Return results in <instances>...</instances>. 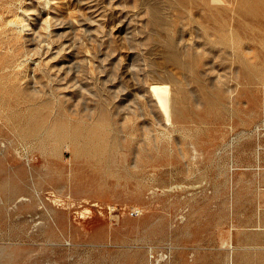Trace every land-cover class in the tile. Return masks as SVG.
Returning <instances> with one entry per match:
<instances>
[{"label": "rangeland", "instance_id": "rangeland-1", "mask_svg": "<svg viewBox=\"0 0 264 264\" xmlns=\"http://www.w3.org/2000/svg\"><path fill=\"white\" fill-rule=\"evenodd\" d=\"M0 89V264H264V0H0Z\"/></svg>", "mask_w": 264, "mask_h": 264}, {"label": "bare ground", "instance_id": "bare-ground-1", "mask_svg": "<svg viewBox=\"0 0 264 264\" xmlns=\"http://www.w3.org/2000/svg\"><path fill=\"white\" fill-rule=\"evenodd\" d=\"M250 1H251V0H250ZM246 6H247V5H246ZM153 11H154V10H153ZM18 27H19V25H18ZM22 28H23V27H22ZM6 53H7V52H6ZM17 56H18V55H17ZM15 57H16V56H15ZM20 66H22V65H20ZM12 69L14 70L13 66H12ZM12 69H11V70H12ZM23 69H24V68H23ZM23 69H22V70H23ZM4 70H5V69H4ZM7 71H8V70H7ZM7 71H6V72H7ZM15 71H16V70H15ZM15 73H16V72H15ZM17 73H18V72H17ZM5 74H6V73H5ZM10 75H11V74H10ZM12 75H13V74H12ZM21 76H22V75H21ZM19 77H20V76H19ZM22 77H23V76H22ZM10 78H13V77H10ZM4 79H5V78H4ZM32 79H33V78H32ZM1 80H2V79H1ZM11 80H12V79H11ZM16 80H17V78H16ZM33 80H34V79H33ZM33 80H32V81H33ZM6 81H7V80H6ZM9 83H10V82H9ZM7 84H8V83H7ZM5 85H6V84H5ZM32 85H33V84H32ZM34 86H35V85H34ZM2 88H3V87H2ZM6 88H7V87H6ZM13 88H14V87H13ZM22 89H23V88H22ZM30 89H31V88H30ZM36 89H37V88H36ZM0 90H1V89H0ZM2 90H3V89H2ZM17 90H18V88H17ZM14 91H16V89H14ZM20 91H21V87H20ZM6 92H7V91H6ZM31 92H32V91H31ZM42 92H43V91H42ZM15 93H16V92H15ZM15 93H14V94H15ZM18 93H20V92H18ZM21 93H22V92H21ZM8 94H9V93H8ZM51 94H53V92H52ZM15 95H17V93H16ZM22 95H24V94H22ZM33 95H34V94H33ZM5 96H6V95H5ZM18 96H19V98H20L21 95L19 94ZM18 96H16V98H17ZM58 96H59V95H58ZM12 97H13V95H12ZM22 97H23V96H22ZM54 97H55V96H54ZM24 98H25V97H24ZM27 98H28V97H27ZM12 99H13V98H12ZM14 99H15V98H14ZM14 99H13V100H14ZM36 99H37V98H36ZM42 99L45 100L44 98H42ZM16 100H18V99H16ZM20 100L22 101L23 99H20ZM43 100H42V101H43ZM51 100H53V99H51ZM56 100H58V99H56ZM1 101H2V100H1ZM11 101H12V100H11ZM14 101H15V100H14ZM54 101H55V100H54ZM9 102H10V101H9ZM15 102H16V101H15ZM24 102H26V101H24ZM36 102H37V101H36ZM36 102H33V103H36ZM26 103H27V102H26ZM31 103H32V102H31ZM37 103H38V102H37ZM24 104H25V103H24ZM46 104H47V103H46ZM31 105H32V104H31ZM43 105H45V104H43ZM58 105H59V104H58ZM177 105H178V104H177ZM15 106H17V105L15 104ZM15 106H13V108H14ZM26 106H27V105H26ZM38 106H39V104H38ZM175 106H176V105H175ZM178 106H179V105H178ZM4 107H5V106H4ZM4 107H3V108H4ZM11 107H12V106H11ZM18 107H19V106H18ZM22 107H23V106H22ZM33 107H34V106H33ZM43 107H44V106H43ZM59 107H60V106H59ZM61 107H62V106H61ZM5 108H6V107H5ZM37 108H38V107H37ZM182 108H183V107H182ZM198 108H199V107H198ZM9 109H10V108H9ZM32 109H33V108H32ZM56 109H58V108H56ZM59 109H61V108H59ZM59 109H58V110H59ZM183 109H184V108H183ZM5 110H6V109H5ZM5 110H3V111H5ZM7 110H8V109H7ZM23 110H25V109H23ZM40 110H41V109H40ZM40 110H39V112L42 111V110H41V111H40ZM12 111H13V110H12ZM43 111H44V110H43ZM59 111H60V110H59ZM62 111H63V110H62ZM179 111H180V110H179ZM181 111H183V110L181 109ZM22 112H23V111H22ZM29 112H30V111H29ZM37 112H38V111H37ZM35 113H36V112H35ZM54 113H55V112H54ZM58 113H59V112H58ZM4 114H5V113H4ZM23 114H24V113H23ZM48 114H49V113H48ZM52 115H53V114H52ZM57 115H58V114H57ZM0 116H1V115H0ZM33 116H35V115H33ZM39 116H41V115H39ZM55 116H56V115H55ZM8 117H9V116H8ZM59 117L61 118V116H59ZM5 118H6V117H5ZM34 118H35V117H34ZM36 118H37V117H36ZM42 118H43V117H42ZM55 118H56V117H55ZM63 118H64V117H63ZM102 118H103V117H102ZM24 119H25V118H24ZM40 119H41V118H40ZM52 119H53V118H52ZM56 119H57V118H56ZM73 120H74V119H73ZM6 121H7V120H6ZM27 121H28V120H27ZM31 121H32V119H31ZM37 121H38V120H37ZM37 121H36V124H37ZM46 121H47V120H46ZM46 121H45V122H46ZM49 121H51V120H49ZM59 121H60V119H59ZM69 121H70V120H69ZM81 121H82V120H81ZM97 121L99 122V125H100V121H99V119H97ZM103 121L105 122V120H103ZM3 122H4V121H3ZM34 122H35V120H34ZM45 122H43V123H45ZM60 122H61V121H60ZM11 123H12V121H11ZM23 123H24V122H23ZM30 123H31V122H30ZM43 123H42V124H43ZM49 123H50V122H49ZM56 123H57V122H56ZM68 123H69V122H68ZM75 123H76V122H75ZM83 123H84V122H83ZM34 124H35V123H34ZM16 125H17V124H16ZM27 125H28V123H27ZM32 125H33V124H32ZM51 125H52V124H51ZM54 125H55V124H54ZM57 125H58V124H57ZM70 125H71V124H70ZM72 125H73V124H72ZM89 125H90V124H89ZM89 125H88V126H89ZM35 126H36V125H35ZM37 126H38V124H37ZM40 126H41V125H40ZM45 126L48 127L47 125H45ZM60 126H61V124H60ZM83 126H84V125H83ZM88 126H87V127H88ZM92 126H94V125L92 124ZM95 126H97V125H95ZM100 126H101V125H100ZM102 126H103V125H102ZM105 126H106V125H105ZM21 127H22V126H21ZM23 127H24V125H23ZM33 127H34V126H33ZM33 127H32V128H33ZM38 127H39V126H38ZM38 127H37V128H38ZM49 127H50V126H49ZM58 127H59V126H58ZM69 127H70V126H69ZM72 127H74V126H72ZM103 127H104V126H103ZM9 128H11V127H9ZM42 128H43V127H42ZM52 128H54V127H52ZM52 128H51V129H52ZM43 129H44V128H43ZM43 129H42V130H43ZM78 129L80 130V128H78ZM102 129H103V128H102ZM102 129H101V130H102ZM10 130L12 131V129H10ZM38 130H39V129H38ZM61 130H63V128H62ZM68 130H69V128H68ZM68 130L66 129L65 131H68ZM85 130H87V129H85ZM101 130H99V131H101ZM103 130H104V129H103ZM26 131H27V130H26ZM34 131H35V129H34ZM52 131H53V130H52ZM55 131H56V130H55ZM58 131H60V130H58ZM65 131H64V132H65ZM14 132H15V131H14ZM24 132H25V131H24ZM27 132H28V131H27ZM48 132H49V131H48ZM79 132H80V131H79ZM81 132H82V131H81ZM83 132H84V130H83ZM85 132H86V131H85ZM87 132H88V131H87ZM30 133H32V132H30ZM50 133H51V132H50ZM92 133H93V132H92ZM100 133H101V132H100ZM102 133H104V131H102ZM102 133H101V134H102ZM20 134H21V133H20ZM41 134H42V133H41ZM71 134H72V133H71ZM80 134H81V133H80ZM97 134H98V133H96V135H97ZM104 134H105V133H104ZM104 134H103V135H104ZM23 135H24V134H23ZM59 135H60V133H59ZM65 135H66V134H65ZM73 135H75V134H73ZM78 135H79V134H78ZM83 135H84V134H83ZM89 135H91V134H89ZM93 135H95V134H93ZM16 136H17V135H16ZM18 136H19V135H18ZM21 136H22V134H21ZM26 136H27V135H26ZM29 136H31V135H29ZM34 136H35V135H34ZM57 136H58V135H57ZM67 136H68V135H67ZM67 136L65 137V139H67ZM97 136H98V135H97ZM97 136H95V137H97ZM99 136H102V135H99ZM106 136H107V135H106ZM48 137H49V136H48ZM52 137H53V136H52ZM62 137H63V136H62ZM62 137H61V138H62ZM73 137H74V136H73ZM82 137H83V136H82ZM88 137H89V136H88ZM36 138H37V136H36ZM57 138H58V137H57ZM61 138H60V139H61ZM84 138H85V137H84ZM84 138H83V139H84ZM91 138H92V137H91ZM93 138H94V137H93ZM93 138H92V139H93ZM98 138H99V137H98ZM105 138H106V137H105ZM30 139H31V138H30ZM38 139H39V138H38ZM78 139H79V138H78ZM89 139H90V138H89ZM92 139H90V140H92ZM100 139H101V138H99L98 140H100ZM10 140H11V139H10ZM61 140H62V139H61ZM31 141H34V140H31ZM59 141H60V140H59ZM79 141H80V140H79ZM79 141H78V142H79ZM81 141H82V140H81ZM102 141H105V140L103 139ZM106 141H107V139H106ZM0 142H1V141H0ZM26 142H27V141H26ZM29 142H30V141H29ZM108 142H109V141H108ZM20 143H21V142H20ZM33 143H34V142H33ZM33 143H31V144H33ZM81 143H82V142H81ZM81 143H80V145H81ZM91 143H92V142H91ZM94 143H95V142H94ZM99 143H100V142H99ZM109 143H110V142H109ZM28 144H29V143H28ZM83 144H84V143H83ZM86 144H87V143H86ZM97 144H98V142H97ZM103 144H104V143H103ZM103 144H101V145H103ZM105 144H106V142H105ZM22 145H23V144H22ZM74 145H75V144H74ZM3 146H5V145H3ZM7 146H9V145H7ZM11 146H12V145H11ZM15 146H16V145H15ZM17 146H18V145H17ZM90 146H93V145H90ZM96 146H97V145H96ZM96 146H95V147H96ZM107 146H108V145H107ZM114 146H115V145H114ZM0 147H1V146H0ZM64 147H65V146H64ZM76 147H77V145H76ZM76 147H75V148H76ZM101 147H102V146H101ZM105 147H106V146H105ZM1 148H2V147H1ZM5 148H6V147H4L3 150H5ZM8 148H9V147H8ZM13 148H16V147L13 146ZM33 148H34V146H33ZM67 148H68V147H67ZM70 148H71V147H70ZM78 148H79V145H78ZM81 148H82V147L80 146V149H81ZM30 149H31V148H30ZM96 149H97V148H96ZM103 149H105V148H103ZM106 149H107V148H106ZM106 149H105V150H106ZM26 150H27V149H26ZM75 150H76V149H75ZM82 150H85V151H86V149H82ZM17 151H18V150H17ZM31 151H32V150H31ZM71 151H72V150H71ZM80 151H81V150H80ZM80 151H79V152H80ZM25 152H26V151H25ZM63 152H64V151H63ZM108 152H109V151H108ZM9 153H10V152H9ZM31 153H32V152H31ZM31 153H30V154H31ZM48 153H49V152H48ZM72 153H74V152H72ZM104 153H105V152H104ZM2 154H3V153H2ZM14 154H15V152H14ZM25 154H26V153H25ZM32 154H33V153H32ZM74 154H75V153H74ZM74 154H73V155H74ZM78 154H79V153H78ZM78 154H77V155L75 154V155L78 156ZM96 154H97V153H96ZM100 154H101V153H100ZM105 154H106V153H105ZM23 156H25V155H23ZM33 156H34V155H33ZM54 157H55V156H54ZM1 158H2V157H1ZM56 158H57V157H56ZM61 158H62V157H61ZM74 158H75V156H74ZM28 159H29V158H28ZM34 159H35V158H34ZM57 159H58V158H57ZM102 159H103V158H102ZM29 160H30V159H29ZM61 160H62V159H61ZM63 160H64V159H63ZM72 160H73V159H72ZM103 160H105V158H104ZM32 161H33V159H32ZM68 163H70V162H68ZM28 165H29V164H28ZM34 169H35V168H34ZM40 171H41V169H40ZM35 172H36V171H35ZM52 172H53V170H52ZM33 173H34V172H33ZM30 175H31V172H30ZM38 175H39V174H38ZM39 176H40V175H39ZM7 178H9V177H7ZM11 178H12V177H11ZM28 178H30V177H28ZM37 178H38V177H37ZM32 179H33V178H32ZM39 179H40V178H39ZM39 179H38V180H39ZM47 179H48V177H47ZM52 179H53V178H52ZM28 180H29V179H28ZM34 180H35V179H34ZM49 180L51 181V179H49ZM2 181H4V180H2ZM10 181H11V179H10ZM40 181H41V180H40ZM11 182L13 183V180H12ZM11 182H10V183H11ZM34 183H35V182H34ZM40 183H41V182H40ZM1 184H2V183H1ZM16 184H17V183H16ZM26 184H27V183H26ZM31 184H32V183H31ZM50 184H52V183H50ZM6 185L8 186L9 184L6 183ZM13 185H14V183H13ZM11 186H12V185H11ZM29 186H30V185H29ZM13 187H14V186H13ZM17 187H18V186H17ZM35 187H36V186H35ZM44 187H45V186H44ZM0 189H1V188H0ZM8 189H9V188H8ZM12 189H13V188H12ZM15 189H17V188H15ZM4 190H5V189H4ZM13 190H14V189H13ZM29 190H30V189H29ZM6 191H7V190H6ZM24 191H25V190H24ZM0 192H3V191H0ZM8 192H9V191H8ZM17 192H18V191H17ZM5 193H6V192H5ZM56 193H57V192H56ZM8 194H9V193H8ZM8 194H6V195H8ZM2 195H3V194H2ZM9 196H11V194H10ZM15 196H16V195H15ZM16 198H17V197H16ZM3 199H5V198H3ZM15 200H16V199H15ZM9 201H10V200H8L7 202H9ZM0 204H1V203H0ZM0 208H1V207H0ZM4 208H5V206H4ZM1 211H2V210H1ZM3 211H4V210H3ZM231 238H232V236H231ZM231 242H232V241H231ZM221 244H223V243H221ZM228 244H229V243H228ZM231 244H232V243H231ZM228 246H229V245H228ZM231 246H232V245H231ZM229 250H230V248H229ZM229 250H228V252H229ZM233 251H234V250H233ZM234 253H235V252H234ZM229 254H230V253H229ZM231 255H232V254H231ZM229 258H230V256H229ZM227 259H228V258H227ZM227 262H228V261H227ZM230 262H231V261H229L228 264H230Z\"/></svg>", "mask_w": 264, "mask_h": 264}]
</instances>
